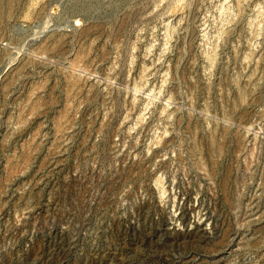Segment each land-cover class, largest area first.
<instances>
[{"label": "rangeland", "instance_id": "374dc122", "mask_svg": "<svg viewBox=\"0 0 264 264\" xmlns=\"http://www.w3.org/2000/svg\"><path fill=\"white\" fill-rule=\"evenodd\" d=\"M0 264H264V0H0Z\"/></svg>", "mask_w": 264, "mask_h": 264}]
</instances>
